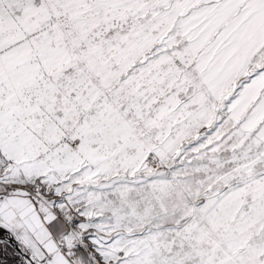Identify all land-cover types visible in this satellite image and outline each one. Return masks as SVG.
<instances>
[{"label":"snow or ice","instance_id":"snow-or-ice-1","mask_svg":"<svg viewBox=\"0 0 264 264\" xmlns=\"http://www.w3.org/2000/svg\"><path fill=\"white\" fill-rule=\"evenodd\" d=\"M0 264H264V0H0Z\"/></svg>","mask_w":264,"mask_h":264}]
</instances>
